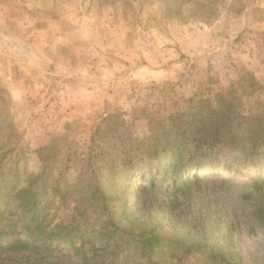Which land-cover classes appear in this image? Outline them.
<instances>
[{
    "label": "rangeland",
    "instance_id": "374dc122",
    "mask_svg": "<svg viewBox=\"0 0 264 264\" xmlns=\"http://www.w3.org/2000/svg\"><path fill=\"white\" fill-rule=\"evenodd\" d=\"M73 10L77 20L87 17L88 22H74ZM189 21L212 28L207 48L201 43L194 50L204 55L184 52V34L175 29ZM192 38L196 39L194 31ZM165 61L181 65L183 71L175 82L149 86V98L155 100L150 107L122 109L110 99L114 95L110 81L108 98L99 111L56 115L59 93L75 88L82 73L102 83L105 76L122 78L129 70L157 73ZM60 64L63 75L56 74ZM251 74L253 82H243ZM39 85L45 87L38 91ZM21 86L25 94L16 100L12 90ZM231 86L245 110L264 112V0H0V163L4 165L19 161L33 175L46 164V170L55 172L68 167L65 181L74 184L80 168L98 170L104 164L98 162L99 155L108 161L122 143L146 139L153 120L187 110L201 97ZM232 164L240 173L198 171L209 176L188 191L171 189L158 211L167 216L174 201L189 206L191 212L201 209L224 224V251L245 264H264V228L255 219L264 206V190L257 184L264 189V180H253L264 175V158L259 168L251 162ZM134 199L133 210L145 216L136 195ZM176 221L173 216L172 222ZM4 246L0 264H26L29 252Z\"/></svg>",
    "mask_w": 264,
    "mask_h": 264
},
{
    "label": "trees",
    "instance_id": "16d2710c",
    "mask_svg": "<svg viewBox=\"0 0 264 264\" xmlns=\"http://www.w3.org/2000/svg\"><path fill=\"white\" fill-rule=\"evenodd\" d=\"M152 126L146 139L122 143L112 159L99 155L104 164L98 170L80 168L74 184L65 181L68 167L57 173L46 164L33 175L19 161L1 162L0 248L6 243L29 252L26 264H245L224 251L225 227L218 219L179 201L167 216L158 208L171 189L188 191L209 176L200 170L240 173L234 161L261 167L264 112L245 110L231 86ZM135 195L145 216L133 210ZM258 211L256 222L264 228V206Z\"/></svg>",
    "mask_w": 264,
    "mask_h": 264
},
{
    "label": "clouds",
    "instance_id": "9594fccd",
    "mask_svg": "<svg viewBox=\"0 0 264 264\" xmlns=\"http://www.w3.org/2000/svg\"><path fill=\"white\" fill-rule=\"evenodd\" d=\"M11 7L6 6L7 9ZM77 13L73 10L72 19L74 22L87 23L88 18L82 17L81 20H77ZM177 32H182L183 41L186 42L184 49L187 55H204V52L194 51L201 43L207 48V41L209 40V33L212 28H205L202 24L192 23L189 21L182 27L175 29ZM196 33V39L193 40L192 32ZM58 43V42H57ZM55 50V45H53ZM211 53H209L210 55ZM178 59L177 57H174ZM46 59V58H45ZM50 63V61H49ZM57 75L65 74V68L63 64L57 66ZM161 71L157 73H144L141 69L139 71L129 70L127 74L122 78H115L105 76L103 82H99L96 78H90L87 73L81 74V80L75 88H68L67 92H61L60 95V111L56 113L57 116H75L77 114H85L88 112L99 111L107 97L106 89L110 87L114 92L111 96V101L118 104L122 109L128 111L133 107H150L155 103L154 99H150L149 86L162 85L165 81H177L180 76V72L183 71L181 65H168L167 61L161 66ZM124 71V70H121ZM44 85L38 86L44 88ZM25 94L23 86L19 89L13 88L12 96L16 100H20ZM66 97V98H65ZM94 105V107H93ZM56 107V105H53ZM83 110V111H81Z\"/></svg>",
    "mask_w": 264,
    "mask_h": 264
}]
</instances>
